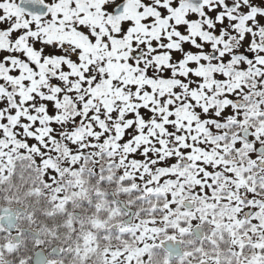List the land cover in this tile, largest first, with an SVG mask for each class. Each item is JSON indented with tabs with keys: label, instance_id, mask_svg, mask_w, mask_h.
Listing matches in <instances>:
<instances>
[{
	"label": "snow or ice",
	"instance_id": "6c2138e0",
	"mask_svg": "<svg viewBox=\"0 0 264 264\" xmlns=\"http://www.w3.org/2000/svg\"><path fill=\"white\" fill-rule=\"evenodd\" d=\"M0 264H264V0H0Z\"/></svg>",
	"mask_w": 264,
	"mask_h": 264
}]
</instances>
